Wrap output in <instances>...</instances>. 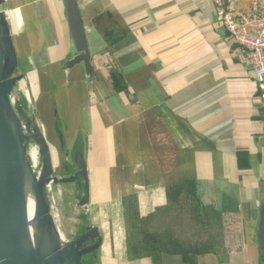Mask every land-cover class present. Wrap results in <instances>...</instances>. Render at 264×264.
<instances>
[{
	"label": "crops",
	"instance_id": "obj_1",
	"mask_svg": "<svg viewBox=\"0 0 264 264\" xmlns=\"http://www.w3.org/2000/svg\"><path fill=\"white\" fill-rule=\"evenodd\" d=\"M217 1L250 3L76 0L86 73L83 64L62 69L76 55L62 0H5L18 65L30 78L28 94L25 80L18 89L33 103L54 173L86 167V211L81 178L51 186L50 196L63 239L97 227L102 242L88 264H261L264 99L246 51L218 24ZM179 190L235 219L236 243L156 258L134 251V225L153 214L161 221Z\"/></svg>",
	"mask_w": 264,
	"mask_h": 264
},
{
	"label": "water",
	"instance_id": "obj_2",
	"mask_svg": "<svg viewBox=\"0 0 264 264\" xmlns=\"http://www.w3.org/2000/svg\"><path fill=\"white\" fill-rule=\"evenodd\" d=\"M62 1L76 54L64 63L62 69L67 71L83 64L88 73L91 56L76 0ZM5 12H7L5 0H0V264H82L83 258L95 256L99 250L102 242L99 231L97 227H88L77 238L67 242L62 238L60 241L62 235L55 224L52 201L50 203L48 195L52 185L69 184L81 178L84 181L85 195L80 200L79 208L86 211L88 192L86 167L78 162V171L73 176L67 178L56 176L40 124L35 118L32 120L29 118L18 99L12 98L13 89L22 77L15 75L18 61ZM13 100L18 103L16 108ZM20 114L27 118L25 130L27 127L28 131L35 133L31 141L39 147L38 154L41 155L42 169L38 178L32 179L35 195L33 219L51 245L49 254L43 253L41 244L34 246L29 236L25 190L27 147L17 118ZM31 123L34 126L31 127ZM256 237L259 258L261 264H264V204L260 208Z\"/></svg>",
	"mask_w": 264,
	"mask_h": 264
},
{
	"label": "rangeland",
	"instance_id": "obj_3",
	"mask_svg": "<svg viewBox=\"0 0 264 264\" xmlns=\"http://www.w3.org/2000/svg\"><path fill=\"white\" fill-rule=\"evenodd\" d=\"M17 32H15L14 36H16ZM23 71H24V66L20 63L16 69L15 75L21 76L22 79L13 89L12 98L18 99L21 102L23 108L25 109V112L32 120L33 118L36 119V112L33 103H31V99L30 100L27 99V104H26L24 98L22 97L21 92H19L18 89L20 86L19 84L21 82H24V80H25V85L23 86V90L27 91L25 93L28 94L31 89L29 86L30 78L26 76ZM18 116L19 115H17V117ZM37 123L39 124L38 121ZM33 125L34 124H32L31 127ZM39 126L41 130V134L45 139L44 130L41 127V125ZM22 130L23 133L30 132L27 130V127L26 130L25 128ZM31 140L32 139L28 140V142H25L27 148L30 146L33 147L36 146ZM41 169H42V160H41V155L38 154V164H37L36 172H39ZM53 186L54 185H52V187ZM50 194L48 195V199L50 203L52 201V205H51L53 207L52 214L54 215V213L56 214L58 207L56 201L54 202L53 199L51 200ZM198 195L199 194H195L192 197L191 196L185 197L183 199L182 205L173 206V208H171L169 211L162 214L161 221H158L154 225L155 229L159 230V232H164V230H167L175 239H177L183 245L188 247L197 246L198 244H205L210 247H217V246L229 247V248L232 247L236 243L237 234L240 232L239 225H237L235 219L231 217L218 215L215 212V209L212 206V204L208 205V203L205 202L204 198ZM75 210H77V205ZM72 214L71 217L69 218V223L75 224L76 221L75 219L77 216ZM57 221L60 222L61 225L62 222L59 220ZM80 234L78 235L80 236ZM78 235H72L70 239L65 238L64 242L71 241L72 239L77 238ZM85 262L86 264L91 263L90 258L87 257L85 259Z\"/></svg>",
	"mask_w": 264,
	"mask_h": 264
},
{
	"label": "built area",
	"instance_id": "obj_4",
	"mask_svg": "<svg viewBox=\"0 0 264 264\" xmlns=\"http://www.w3.org/2000/svg\"><path fill=\"white\" fill-rule=\"evenodd\" d=\"M218 24L228 38L247 53L261 98L264 99V0H250L246 9L217 1Z\"/></svg>",
	"mask_w": 264,
	"mask_h": 264
},
{
	"label": "trees",
	"instance_id": "obj_5",
	"mask_svg": "<svg viewBox=\"0 0 264 264\" xmlns=\"http://www.w3.org/2000/svg\"><path fill=\"white\" fill-rule=\"evenodd\" d=\"M171 198L173 200V206H180L183 204V199L186 194L183 191L171 192ZM223 212H229L227 208H223ZM154 216L140 220L135 227L136 241L131 244L134 251L142 252L144 255L152 256L156 258L158 254H170L174 255L176 252L180 251L184 253L188 251L191 247L183 245L177 239H175L167 230L164 232H159L155 229ZM210 247V246H209ZM210 247V248H218ZM192 258V257H191ZM190 258V259H191ZM262 261L260 260V263Z\"/></svg>",
	"mask_w": 264,
	"mask_h": 264
},
{
	"label": "bare ground",
	"instance_id": "obj_6",
	"mask_svg": "<svg viewBox=\"0 0 264 264\" xmlns=\"http://www.w3.org/2000/svg\"><path fill=\"white\" fill-rule=\"evenodd\" d=\"M13 102H14V107L16 108L18 106L17 101L13 100ZM17 118H18V121L20 122L21 128L24 129L27 119L24 117L23 114H20ZM34 134L35 133L33 132L24 133V137L26 138L25 142H28V140L33 139ZM38 150H39L38 146H35V147L30 146L27 148V152H26L25 190H26L27 211H28V220H29L28 230H29V236H30L32 244L34 246L37 244H41V247H42L41 250L43 251V253L49 254L52 249L51 245L48 242V240L44 237V235L40 232L39 228L36 226L34 219H33L34 214H35L34 213L35 212V195H34V188L32 185V179L33 177L38 178L40 174V172H36L37 164H38ZM61 240H62V236L60 238V241Z\"/></svg>",
	"mask_w": 264,
	"mask_h": 264
}]
</instances>
